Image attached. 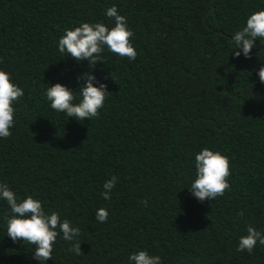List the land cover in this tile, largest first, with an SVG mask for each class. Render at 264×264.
Segmentation results:
<instances>
[{"label": "trees", "instance_id": "obj_1", "mask_svg": "<svg viewBox=\"0 0 264 264\" xmlns=\"http://www.w3.org/2000/svg\"><path fill=\"white\" fill-rule=\"evenodd\" d=\"M126 15L138 56L105 53L93 74L107 85L98 118L55 113L46 84L77 87L88 72L58 52L65 28ZM264 0H0V68L25 90L11 137L0 139V182L35 195L81 229L79 256L58 238L46 264H127L137 249L164 264H264V246L237 252L251 224L264 231V48L237 58L230 35ZM66 70L65 74H61ZM112 74V75H111ZM228 156L231 189L199 202L187 188L195 153ZM118 177L110 199L103 183ZM106 207L108 220L96 222ZM0 264H38L6 236Z\"/></svg>", "mask_w": 264, "mask_h": 264}, {"label": "clouds", "instance_id": "obj_2", "mask_svg": "<svg viewBox=\"0 0 264 264\" xmlns=\"http://www.w3.org/2000/svg\"><path fill=\"white\" fill-rule=\"evenodd\" d=\"M109 23L102 21L82 22L78 26L64 29L57 41V49L65 58H72L78 65L87 61L88 72L77 75V87L62 83L46 84L45 98L50 108L58 114L76 121H90L100 116L108 97L107 85L97 82L93 74L98 61L105 62V53L120 58L126 57L134 62L138 52L133 43L134 32L126 15L121 14L116 5L104 13ZM233 45L231 53L237 58L251 57L254 45L259 42L264 48V7L254 9L245 17L243 23L231 33ZM264 61V60H262ZM62 70L61 74H65ZM261 83H264V66L258 70ZM112 75V74H111ZM25 96V90L16 82L11 72L0 68V139L12 136L16 124V105ZM194 172L188 178L187 188L191 196L199 202L215 200L231 189L229 178L231 165L228 156L219 150L204 147L194 156ZM118 177L112 176L103 183L101 196L110 199ZM0 202L7 205L3 224L6 236L13 243L21 242L32 246L33 259L38 264L54 260V250L58 238L70 244L69 252L79 256L81 253V229L70 219L63 217L59 210H48L44 201L35 195L20 196L8 183L0 182ZM96 222L108 220L109 210L99 207L95 210ZM258 246H264V231L254 225L246 227V234L240 235L236 245L237 252L252 254ZM127 264H164L161 255L148 249H137L127 256Z\"/></svg>", "mask_w": 264, "mask_h": 264}]
</instances>
